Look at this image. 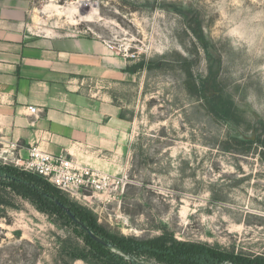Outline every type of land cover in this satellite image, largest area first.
<instances>
[{
  "label": "rangeland",
  "instance_id": "rangeland-1",
  "mask_svg": "<svg viewBox=\"0 0 264 264\" xmlns=\"http://www.w3.org/2000/svg\"><path fill=\"white\" fill-rule=\"evenodd\" d=\"M31 1L41 26L99 37L144 63L124 79H90V94L129 121L128 149L99 156L106 188L62 191L67 201L112 234L264 258V0ZM208 79L233 119L209 110ZM11 157L0 152V165L21 169ZM40 204L0 178V264H93L81 228Z\"/></svg>",
  "mask_w": 264,
  "mask_h": 264
},
{
  "label": "crops",
  "instance_id": "crops-1",
  "mask_svg": "<svg viewBox=\"0 0 264 264\" xmlns=\"http://www.w3.org/2000/svg\"><path fill=\"white\" fill-rule=\"evenodd\" d=\"M128 65L104 39L41 26L31 0H0V152L39 144L94 166L125 154L130 123L90 79H124Z\"/></svg>",
  "mask_w": 264,
  "mask_h": 264
},
{
  "label": "trees",
  "instance_id": "trees-1",
  "mask_svg": "<svg viewBox=\"0 0 264 264\" xmlns=\"http://www.w3.org/2000/svg\"><path fill=\"white\" fill-rule=\"evenodd\" d=\"M143 65V62L137 65L129 64L126 71L136 72ZM202 82L205 88L209 89L203 93L205 102L208 105L212 102L209 110L216 116L233 119L235 117L233 104L225 99L220 91L215 89L212 92L211 88H215L211 87L214 81L208 79ZM192 85L195 86L196 83L193 82ZM260 141L264 145V140ZM0 178L37 200L44 209L64 213L80 227L91 244L84 259L93 264H150L149 260H155L161 264H220L228 260L234 264H264L263 257L229 255L203 244L176 241L168 235L142 240L112 234L98 224L91 212L69 203L59 188L40 175L26 172L12 165H0ZM72 255L80 257L78 254Z\"/></svg>",
  "mask_w": 264,
  "mask_h": 264
},
{
  "label": "built area",
  "instance_id": "built-area-1",
  "mask_svg": "<svg viewBox=\"0 0 264 264\" xmlns=\"http://www.w3.org/2000/svg\"><path fill=\"white\" fill-rule=\"evenodd\" d=\"M124 50L119 48L118 52L122 51L126 57H135V53H130L126 48ZM35 110L33 107L32 111ZM11 161L15 166L40 175L53 186L72 196H87V192H97L110 183L109 174L101 172L95 166L65 154L48 152L39 144H31L26 157H13Z\"/></svg>",
  "mask_w": 264,
  "mask_h": 264
}]
</instances>
